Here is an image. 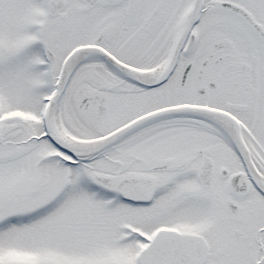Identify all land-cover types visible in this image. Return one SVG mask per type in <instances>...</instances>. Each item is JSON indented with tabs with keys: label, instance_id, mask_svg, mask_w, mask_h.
Segmentation results:
<instances>
[{
	"label": "snow or ice",
	"instance_id": "1",
	"mask_svg": "<svg viewBox=\"0 0 264 264\" xmlns=\"http://www.w3.org/2000/svg\"><path fill=\"white\" fill-rule=\"evenodd\" d=\"M0 264H264V0H0Z\"/></svg>",
	"mask_w": 264,
	"mask_h": 264
}]
</instances>
